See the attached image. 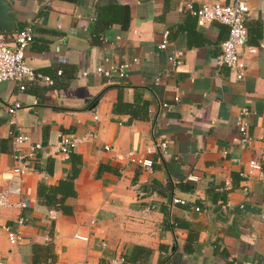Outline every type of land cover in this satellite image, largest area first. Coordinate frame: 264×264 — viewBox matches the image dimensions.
I'll return each mask as SVG.
<instances>
[{"label":"crops","instance_id":"crops-1","mask_svg":"<svg viewBox=\"0 0 264 264\" xmlns=\"http://www.w3.org/2000/svg\"><path fill=\"white\" fill-rule=\"evenodd\" d=\"M6 1L15 32L32 25L27 65L53 85L0 83V172L14 165L10 132L28 137L24 153L42 145L22 184L29 208L0 210L4 263L112 264L137 247L148 253L135 250L126 264H264V0ZM238 2L250 10L247 45L256 48L242 51L241 81L216 65L227 27H198L190 13ZM107 61L130 63L127 77L96 75ZM15 101L23 108L11 116ZM242 107L249 146L235 124ZM62 134L80 139L74 179L71 158L55 150ZM156 141L167 144L165 156L146 153ZM132 156L152 160L151 169ZM252 159L262 180L240 175ZM5 225L17 227L14 248Z\"/></svg>","mask_w":264,"mask_h":264},{"label":"built area","instance_id":"built-area-1","mask_svg":"<svg viewBox=\"0 0 264 264\" xmlns=\"http://www.w3.org/2000/svg\"><path fill=\"white\" fill-rule=\"evenodd\" d=\"M190 8V7H188ZM190 13L196 18L198 27H203L214 21L225 25L228 29L227 38L220 45V54L216 59V65L227 67L233 74L235 81L243 80L246 75V63L243 58V50L253 51L255 47L247 45V29L245 22L250 15V10L246 3L238 2L234 5L220 4V3H202L196 9H190ZM33 40L32 25L28 24L21 30L11 35L0 34V83L4 81H13L19 85V90L23 91L26 85L31 84H45L53 85V80L47 75L34 72L26 63L24 52ZM168 44V32L163 35V40L159 45L161 50H164ZM61 63H66L65 57H59ZM168 61L176 66L180 62L174 56H169ZM130 63H113L106 62V64L96 67L94 73L110 83L113 79H123L127 77V69ZM88 73H82L86 77ZM174 104L179 102V97L173 99ZM173 104L163 103L162 109H171ZM23 106L15 101L13 104L7 106V112L13 116L15 112L22 109ZM249 111L246 107L240 108L236 116L235 124L241 134L240 142L249 146L254 139L247 132V118ZM12 123V122H11ZM12 143V157L14 165L0 172V210L18 208L21 211L29 208V201L23 195L22 184L25 177L32 171L31 163L37 160V152L42 149L41 144H33L30 146L28 152H23L22 147L28 142V137L23 134H15L10 132ZM80 139L62 134L59 137L55 150L58 154L68 157L77 147ZM146 153H156L160 157L167 154V144L165 142L156 141L146 148ZM226 154V152H223ZM131 163L137 164L142 168L150 170L153 161L150 159H138L129 157ZM242 177L251 178L257 177L263 179L262 167L256 160H249L246 169L240 173ZM197 178L193 175L187 177V181H196ZM231 187L228 183L220 190L228 191ZM16 197L18 201L12 202L11 198ZM174 203H183L181 200H173ZM224 209V206H221ZM198 210V209H196ZM23 217L19 216L16 225L23 224ZM16 227V228H17ZM11 226H3V232L10 248H14L20 241L18 230ZM81 241H87V237L76 236ZM124 259L120 257L112 264H123ZM0 264H5L0 257Z\"/></svg>","mask_w":264,"mask_h":264},{"label":"water","instance_id":"water-1","mask_svg":"<svg viewBox=\"0 0 264 264\" xmlns=\"http://www.w3.org/2000/svg\"><path fill=\"white\" fill-rule=\"evenodd\" d=\"M14 29L10 6L6 0H0V34H14Z\"/></svg>","mask_w":264,"mask_h":264},{"label":"trees","instance_id":"trees-1","mask_svg":"<svg viewBox=\"0 0 264 264\" xmlns=\"http://www.w3.org/2000/svg\"><path fill=\"white\" fill-rule=\"evenodd\" d=\"M69 157L71 158L72 160V163L74 165L73 169H72V173L70 174L69 176V179H74L76 176H77V173H78V169H77V164L80 163V158L76 155H73V154H70ZM63 185V184H62ZM46 189H51V190H57L58 188H46ZM135 250H138V251H141L143 250V254H146L148 253V251H146L145 249H142V248H134V252L132 253V255H130L128 258L126 257H123L124 259V263L123 264H126L127 262H131V263H135L137 261V259L139 258V255L137 256V254L135 253Z\"/></svg>","mask_w":264,"mask_h":264},{"label":"rangeland","instance_id":"rangeland-1","mask_svg":"<svg viewBox=\"0 0 264 264\" xmlns=\"http://www.w3.org/2000/svg\"><path fill=\"white\" fill-rule=\"evenodd\" d=\"M16 134V133H15Z\"/></svg>","mask_w":264,"mask_h":264}]
</instances>
